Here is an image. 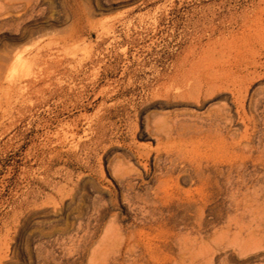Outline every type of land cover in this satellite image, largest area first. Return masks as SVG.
<instances>
[{
	"label": "rangeland",
	"instance_id": "obj_1",
	"mask_svg": "<svg viewBox=\"0 0 264 264\" xmlns=\"http://www.w3.org/2000/svg\"><path fill=\"white\" fill-rule=\"evenodd\" d=\"M260 29L264 0H0V264H131L106 229L198 166L220 211L157 264H264V41L219 53Z\"/></svg>",
	"mask_w": 264,
	"mask_h": 264
},
{
	"label": "bare ground",
	"instance_id": "obj_2",
	"mask_svg": "<svg viewBox=\"0 0 264 264\" xmlns=\"http://www.w3.org/2000/svg\"><path fill=\"white\" fill-rule=\"evenodd\" d=\"M255 37L256 39L247 35L239 42L224 40L219 53L225 54L233 50L234 56L237 57L249 51L256 43L264 41V29H260ZM15 62L17 68H22L26 72H31L36 65L34 57L23 59L17 56ZM189 177L197 183L194 194L189 192L173 194L163 191L159 199L162 207L158 208L159 211L142 209L139 214L135 213L134 222L129 230L123 231L113 225L106 229V242L108 246L116 248V259L125 257L131 264H157L160 254L169 256L173 253L174 241L183 240L186 243L192 239L196 241L203 238L199 234H193L194 227L189 217L193 212L195 225L200 227L204 224V212L212 211L218 215L223 197L222 173L218 169L198 166L195 174ZM181 226L191 231L176 232V228ZM160 229L163 230L162 233ZM184 252L189 253V249L185 247Z\"/></svg>",
	"mask_w": 264,
	"mask_h": 264
}]
</instances>
